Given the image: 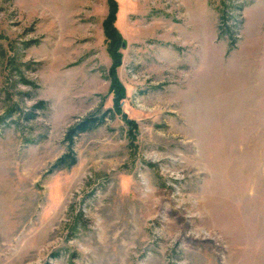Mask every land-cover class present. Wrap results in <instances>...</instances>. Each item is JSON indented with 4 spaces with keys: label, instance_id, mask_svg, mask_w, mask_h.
Listing matches in <instances>:
<instances>
[{
    "label": "rangeland",
    "instance_id": "obj_1",
    "mask_svg": "<svg viewBox=\"0 0 264 264\" xmlns=\"http://www.w3.org/2000/svg\"><path fill=\"white\" fill-rule=\"evenodd\" d=\"M113 2L0 0V264H264V0Z\"/></svg>",
    "mask_w": 264,
    "mask_h": 264
},
{
    "label": "trees",
    "instance_id": "obj_2",
    "mask_svg": "<svg viewBox=\"0 0 264 264\" xmlns=\"http://www.w3.org/2000/svg\"><path fill=\"white\" fill-rule=\"evenodd\" d=\"M238 1L239 0H227L228 2L227 5L224 6V8L220 10V25L218 29L221 35L229 33L230 28L226 26L225 23H227L228 21L232 19L231 15L233 16L235 15L234 20L237 21L236 18L239 17L237 15L239 11H241V8H242V6L240 5V3H238ZM108 2H109V7H110V16H109L108 21H106L104 27H105L106 36L110 39H113L117 35V32L113 28H111L113 17L116 11V5L113 2V0H108ZM113 62L115 66L118 65L115 59ZM107 113L108 111L103 113L99 117H95V116L88 117L80 121L79 123H77L75 126L71 127L67 131L64 140L68 144V154L62 156L56 161V163L53 165L54 169L61 168V167L62 168L71 167L72 165H74L75 160L71 152V147L73 145L74 138L80 134L86 133L100 126L103 123Z\"/></svg>",
    "mask_w": 264,
    "mask_h": 264
}]
</instances>
